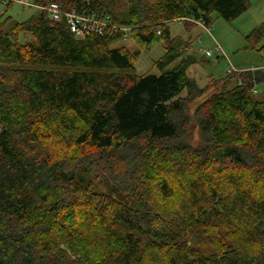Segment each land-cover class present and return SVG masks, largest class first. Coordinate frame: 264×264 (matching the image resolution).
Here are the masks:
<instances>
[{"label": "trees", "instance_id": "obj_1", "mask_svg": "<svg viewBox=\"0 0 264 264\" xmlns=\"http://www.w3.org/2000/svg\"><path fill=\"white\" fill-rule=\"evenodd\" d=\"M34 1L134 31L80 39L18 3L38 12L9 33L0 24V264H264V66L228 73L234 85L195 120L176 97L196 92V61L170 68L190 51L191 21L211 31L213 14L234 20L249 1L126 0L122 20L102 0ZM125 38H163L160 76L111 48ZM246 42L263 45L264 25Z\"/></svg>", "mask_w": 264, "mask_h": 264}, {"label": "rangeland", "instance_id": "obj_2", "mask_svg": "<svg viewBox=\"0 0 264 264\" xmlns=\"http://www.w3.org/2000/svg\"><path fill=\"white\" fill-rule=\"evenodd\" d=\"M102 1L115 16L121 20L126 18L129 10V4L126 0ZM248 1L250 4L248 11L234 20L226 21L218 18L217 14H213L214 23L211 27V35L207 34L202 28L195 30L192 33L190 43L191 52L179 50L178 59L170 67L172 69L179 65L181 62L187 60V57L193 56V59L196 61V64L188 69L187 77L196 83L197 89L193 95L197 94L199 97L188 96L186 92L176 97V99L182 98L185 100V112H189V116L194 120L197 109L201 104L205 103L213 95L221 93L225 88H231L234 85L231 82L225 84L230 68L233 67L237 71H253L258 67L262 68L264 66V44L253 50L248 48L246 42L247 36L256 28L264 25V0ZM31 3L35 5L34 0ZM39 6L43 7L40 4ZM37 12L34 9H24L18 4L8 7L0 2V24H3L5 32L9 33L16 24L27 21ZM168 27L170 28L172 37L188 40L189 35L186 32L184 23L181 21L171 22ZM132 31H134V28ZM26 41L32 42V36L21 33L19 35V42L24 44ZM216 44L220 45L224 55L219 56V54L215 53L213 57L207 58L205 52L213 51ZM111 48H123L132 54L137 52L140 54L135 59V74L138 76H160L162 74L157 63L165 56V42L163 38H160L159 41L152 43L150 46L139 44L138 40H134L133 38H125L112 43ZM261 91L264 92V88H261ZM263 95L259 93L260 97ZM194 120H191L188 125L186 142L193 147H198L202 144V139L198 124ZM126 166L127 163H125V166L119 168L124 169Z\"/></svg>", "mask_w": 264, "mask_h": 264}, {"label": "built area", "instance_id": "obj_3", "mask_svg": "<svg viewBox=\"0 0 264 264\" xmlns=\"http://www.w3.org/2000/svg\"><path fill=\"white\" fill-rule=\"evenodd\" d=\"M0 2L4 3L6 6H12L13 4H20L26 7H36L40 8L43 11H47L50 18L59 23L64 22L66 20L68 27L71 32L80 39H84L87 34L95 33L99 36H104L107 30L111 31V35L114 33L122 32L126 37L131 35L132 28L130 27H119L109 23L107 20H104L102 17H98L96 15H79L75 12L73 13H64L61 7L58 4H51L49 7H40L39 5H34L29 0H0ZM191 21V20H190ZM195 23L199 27H201L207 34L211 35L210 29L201 21H191ZM201 43V41H200ZM217 53L219 56H223L224 53L219 44H216L215 49L213 51L205 52L207 58H211L214 54ZM264 61V57H263ZM238 72L233 67L228 70V73ZM256 93L257 90H254Z\"/></svg>", "mask_w": 264, "mask_h": 264}, {"label": "crops", "instance_id": "obj_4", "mask_svg": "<svg viewBox=\"0 0 264 264\" xmlns=\"http://www.w3.org/2000/svg\"><path fill=\"white\" fill-rule=\"evenodd\" d=\"M198 28H201V27L197 26V28H196L195 30H197ZM189 52H191V49H190V51H189Z\"/></svg>", "mask_w": 264, "mask_h": 264}]
</instances>
